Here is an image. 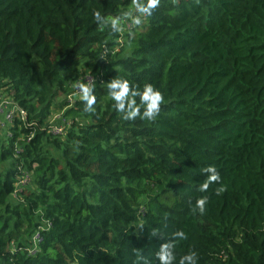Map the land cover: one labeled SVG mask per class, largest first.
<instances>
[{"label":"trees","instance_id":"obj_1","mask_svg":"<svg viewBox=\"0 0 264 264\" xmlns=\"http://www.w3.org/2000/svg\"><path fill=\"white\" fill-rule=\"evenodd\" d=\"M130 6L0 0V94L16 108L0 128V264H135L134 249L159 264L177 230L176 264L189 251L264 264V0H161L132 36L130 22L99 29L94 10ZM86 72L94 113L71 89ZM117 75L162 91L154 121L122 118L106 87ZM51 105L63 134L48 129ZM208 165L221 181L202 193Z\"/></svg>","mask_w":264,"mask_h":264},{"label":"clouds","instance_id":"obj_2","mask_svg":"<svg viewBox=\"0 0 264 264\" xmlns=\"http://www.w3.org/2000/svg\"><path fill=\"white\" fill-rule=\"evenodd\" d=\"M176 4L178 0H172ZM161 0H131V6L128 10L121 12L119 15L104 16L100 11L94 10V19L100 30L105 27L110 28L112 33H122L124 25L130 22L129 35H134L132 29L142 27L148 17H151L154 10L160 6ZM103 58V57H101ZM95 80L87 82L77 81L73 87L77 89L79 99L84 102V111L94 113L97 103V95L94 92L96 87ZM107 92L115 109L122 114L125 121L141 120L154 121L161 113V106L165 103V96L160 89L152 83H146L143 89L134 88L130 82L122 76L117 75L106 84ZM139 97V103H137ZM143 108V112H141ZM206 178L199 186L200 192H207L210 185L220 183L221 175L215 165H208L202 169ZM227 191L223 184L215 189L216 195H221ZM209 202L208 196H200L195 201L192 208L193 213L203 215L206 212V205ZM143 226H141L142 228ZM152 236H160L156 230L151 233ZM188 239L183 230H177L172 233V237L162 243L156 252V258L159 264H176V246L179 241ZM136 260L135 264H152V261L143 255L140 249H134ZM198 256L195 251H189L179 258L178 264H197Z\"/></svg>","mask_w":264,"mask_h":264},{"label":"built area","instance_id":"obj_3","mask_svg":"<svg viewBox=\"0 0 264 264\" xmlns=\"http://www.w3.org/2000/svg\"><path fill=\"white\" fill-rule=\"evenodd\" d=\"M94 80V77L89 74L88 72L82 74L78 79H76L71 86V89H73V91H75L77 93V89H75L73 87V85L77 82H87L88 80ZM16 111V108L14 106V103L11 101L10 98L8 97H3L0 98V128L4 126V124L10 120V118L12 117L13 113ZM19 114L22 116L24 111L22 109H19ZM48 129L54 133H64V129H63V125L62 123L60 124H50L48 125ZM22 181V180H21ZM33 237H35L36 239H38V234L37 232H34Z\"/></svg>","mask_w":264,"mask_h":264},{"label":"rangeland","instance_id":"obj_4","mask_svg":"<svg viewBox=\"0 0 264 264\" xmlns=\"http://www.w3.org/2000/svg\"><path fill=\"white\" fill-rule=\"evenodd\" d=\"M75 65L77 67H79V70L80 71L87 70V67L85 66V64H84L83 61L77 62ZM4 96H6V95L3 94V93L0 94V98H3ZM62 111H63V109L57 108V107H54L53 105H51L50 106V112H49V114L47 116V119H46L47 120V122H46L47 125H50L52 123H54V124H57V123L60 124V123H62L65 120L63 118V116H62ZM5 132H6V129H0V135L1 134H4ZM21 179H22L21 182L25 181L26 180V175H24V177H22Z\"/></svg>","mask_w":264,"mask_h":264}]
</instances>
